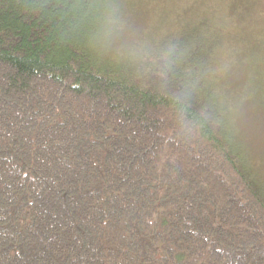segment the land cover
<instances>
[{"label":"trees","instance_id":"1","mask_svg":"<svg viewBox=\"0 0 264 264\" xmlns=\"http://www.w3.org/2000/svg\"><path fill=\"white\" fill-rule=\"evenodd\" d=\"M7 3L0 0V264H264V186L211 144L171 142L157 100L100 78L54 43L43 20ZM55 95L68 106L47 108ZM25 104L37 126L19 125V134L9 126ZM123 157H133L128 170ZM70 194L79 203L66 210Z\"/></svg>","mask_w":264,"mask_h":264},{"label":"clouds","instance_id":"2","mask_svg":"<svg viewBox=\"0 0 264 264\" xmlns=\"http://www.w3.org/2000/svg\"><path fill=\"white\" fill-rule=\"evenodd\" d=\"M102 79L159 102L168 139L264 186V0H8Z\"/></svg>","mask_w":264,"mask_h":264},{"label":"rangeland","instance_id":"3","mask_svg":"<svg viewBox=\"0 0 264 264\" xmlns=\"http://www.w3.org/2000/svg\"><path fill=\"white\" fill-rule=\"evenodd\" d=\"M67 100L66 99H64L63 98V96H61V95H59V96H57V95H55V97H53V99H52V102H51V105H49L47 108H49V109H52V103L54 102V103H56V104H61V105H64L65 107L66 106H68V104L66 103L65 104V102H66ZM24 107L25 108H22L23 110V114H24V117H23V119L21 118V119H19V120H21V122L20 121H17L16 123H13V124H15V125H13V126H9L10 127V130L12 129V131H18L19 132V134H20V131H21V133H23V130H20V127H19V125H21V127H23V129L26 131L27 129H29L28 131H26V133L27 132H31L33 129H35V127L37 126L36 125V123L34 122V118L36 117V115L35 114H27L26 113V104L24 105ZM34 110V109H33ZM1 112H3V111H1ZM4 119L1 117V115H0V124L2 125V121H3ZM6 124H7V122H6ZM11 124H12V122H11ZM40 126V125H39ZM16 127H17V129H16ZM24 131V132H25ZM39 131H41V129H39ZM96 135H97V137H99L100 135H101V133L98 131L97 133H96ZM19 137V136H18ZM79 138H80V140H81V138L82 137H80L79 136ZM85 139V138H84ZM97 139V138H96ZM98 140H101L102 142H106V143H108V142H111V140L110 139H108V138H106L105 137V139L102 137V138H98L96 141H98ZM23 141H25L24 139H23ZM65 141H67V139H63L62 141H61V145H65ZM117 141H119V140H117ZM25 145H26V143L25 142H23V148L25 147ZM116 146H118V145H116ZM113 149H115V154H116V156L118 157V158H120L121 157V155H122V153H123V150L122 151H119L118 150V147H113ZM132 152V151H131ZM17 155L18 154V152H17V150H15V153H14V155ZM19 155V154H18ZM136 157L138 158L139 157V155L137 156L136 155ZM34 159H36V158H34ZM131 161H133V157L132 158H130V157H123V164L124 165H126V169L128 170L129 169V165L131 164ZM40 163H39V166H40V168L42 169V170H44V169H46V168H44L43 166H46L45 164H43L41 161H39ZM52 162V161H51ZM52 166V164L50 165V166H48V167H51ZM54 166L55 167H60L61 169H62V167H61V165L59 164V160H57L56 161V163L54 164ZM53 166V167H54ZM47 167V166H46ZM52 169V167L50 168V170ZM74 176H68V181L67 182H74L75 180H74ZM44 180V179H43ZM120 182H121V180H120ZM117 183H119V180H118V182ZM75 194H73L72 193V196H74ZM70 198L71 199H69V201H68V203H66V210H68V209H70V208H74V206L76 207V204L77 203H79V200H78V197H75V198H73V197H71V194H70ZM44 200V199H43ZM49 200V199H48ZM71 206V207H70ZM70 207V208H69Z\"/></svg>","mask_w":264,"mask_h":264}]
</instances>
